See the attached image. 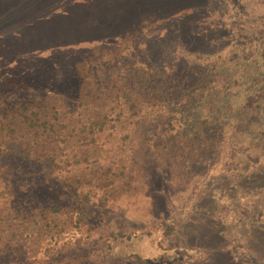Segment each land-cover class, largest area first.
Listing matches in <instances>:
<instances>
[{
  "label": "trees",
  "instance_id": "16d2710c",
  "mask_svg": "<svg viewBox=\"0 0 264 264\" xmlns=\"http://www.w3.org/2000/svg\"><path fill=\"white\" fill-rule=\"evenodd\" d=\"M249 1L240 15L149 0L118 25L104 14L113 31L93 38L32 23L54 13L17 23L18 1L0 0V264H90L112 209L264 148V13Z\"/></svg>",
  "mask_w": 264,
  "mask_h": 264
},
{
  "label": "rangeland",
  "instance_id": "374dc122",
  "mask_svg": "<svg viewBox=\"0 0 264 264\" xmlns=\"http://www.w3.org/2000/svg\"><path fill=\"white\" fill-rule=\"evenodd\" d=\"M12 1H18L15 8L23 13H19L17 23L28 25L26 13L31 10L34 16L47 18L54 13L51 23H32L46 31L72 25L83 37L93 38L113 31L112 19L103 22L104 14L116 13L113 17L118 25L134 20L149 2ZM209 1L211 12L229 9L241 15L253 8L249 0ZM255 1V16L260 18L264 0ZM48 49L51 52L46 55L54 53ZM236 152H225L223 160L211 169H196L188 184H165L153 207L143 203L112 209L99 221L102 230L95 235L99 252L90 264H264V148L258 145L257 150L241 148L239 155Z\"/></svg>",
  "mask_w": 264,
  "mask_h": 264
}]
</instances>
